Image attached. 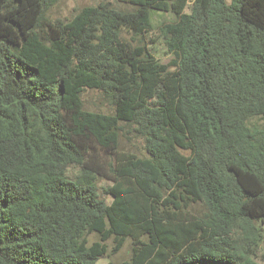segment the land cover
<instances>
[{
  "label": "trees",
  "instance_id": "obj_1",
  "mask_svg": "<svg viewBox=\"0 0 264 264\" xmlns=\"http://www.w3.org/2000/svg\"><path fill=\"white\" fill-rule=\"evenodd\" d=\"M59 1L0 0V264H263L264 0Z\"/></svg>",
  "mask_w": 264,
  "mask_h": 264
},
{
  "label": "rangeland",
  "instance_id": "obj_2",
  "mask_svg": "<svg viewBox=\"0 0 264 264\" xmlns=\"http://www.w3.org/2000/svg\"><path fill=\"white\" fill-rule=\"evenodd\" d=\"M107 1L116 3L117 0H60L48 11L47 15H49V17L53 20L61 19L66 21L71 19L78 11H80L84 7L97 6L101 2ZM124 8L127 9L126 7ZM187 12H190V9L187 10ZM175 19V16L171 13L153 12L151 16L153 32L149 36V40H155L157 43H150V46L152 47V50L155 53L156 57L162 63H168L172 59V56L167 54L166 47L162 44V38L158 36V28L164 23L172 22ZM82 100L84 103V109L87 111L104 112L106 114L112 113V108L95 90L86 91L82 96ZM119 146L121 151L134 153L138 156L145 155L144 141L141 138L137 137L134 133H131L129 131L123 132L119 136ZM77 174V168H71L69 170V175L71 177H74ZM108 185L109 182H107L106 180H102L99 183V186L104 188H106ZM102 195L107 200H110L104 193ZM97 239L98 237L94 235H91L90 237V241H94ZM108 246L109 250L107 256L100 259L97 264H124L130 260L131 247L129 241L126 242V244L118 253H112V241L108 242ZM259 257L264 264V243L260 247Z\"/></svg>",
  "mask_w": 264,
  "mask_h": 264
}]
</instances>
